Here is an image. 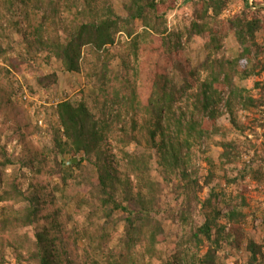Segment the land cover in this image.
I'll list each match as a JSON object with an SVG mask.
<instances>
[{
  "label": "trees",
  "instance_id": "1",
  "mask_svg": "<svg viewBox=\"0 0 264 264\" xmlns=\"http://www.w3.org/2000/svg\"><path fill=\"white\" fill-rule=\"evenodd\" d=\"M176 1L122 0V16L111 0H0V39L15 43H0L5 75L41 58L51 72L34 71L38 91L54 89L58 72L83 74L93 108L100 103L94 111L83 92L55 98L43 131L51 148L22 162L46 175L51 204L62 196L45 215V186L27 194L15 171L2 180L15 162L1 147L0 264H11L5 249L13 264H228L220 256L226 248L241 255L232 264H264V235L243 228L249 182L264 183V81L242 84L264 72V7L245 0L222 19L232 0L193 1L188 24L171 29ZM193 37L204 38L197 62L186 55ZM229 38L236 46L227 57ZM224 116L237 135L261 139L260 150L228 140L218 125ZM215 135L221 151L204 158V176L196 153L206 154L201 148ZM250 150L249 163L259 160L251 170L241 160ZM71 158L77 163L67 165ZM222 181L234 186V198ZM257 230L264 233V216Z\"/></svg>",
  "mask_w": 264,
  "mask_h": 264
},
{
  "label": "rangeland",
  "instance_id": "2",
  "mask_svg": "<svg viewBox=\"0 0 264 264\" xmlns=\"http://www.w3.org/2000/svg\"><path fill=\"white\" fill-rule=\"evenodd\" d=\"M122 0H111V3L117 12L118 15L124 16V11L121 9ZM198 0H177L175 8L169 13L167 17V24L169 28H183L185 27L192 14V2ZM247 1V0H246ZM99 2V1H98ZM256 6L264 7V0H255ZM244 2L241 0H232L229 7L221 15L222 19H227L237 13L243 6ZM252 5V4H251ZM254 8V7H253ZM255 9V8H254ZM263 16V15H262ZM11 30V29H10ZM6 36V33L0 31V37L3 38ZM1 40L0 43L3 47H6L7 44L15 45L14 42H9V40ZM7 41L9 43H7ZM259 41H264V34H259ZM223 51L227 57L232 55L231 51H228L230 48H235V43L232 38L226 39L224 41ZM204 38L203 37H193L188 44H185L186 55L190 56L194 62L201 60L204 56ZM25 44L22 45V48H26ZM8 65L0 63V149L2 146H6L7 156L11 158L15 163L12 166H9L5 172L2 173V180L4 182L10 178L11 174L16 173V178L21 185V188L28 194L32 191V188L44 187L41 191V195H48L51 188L48 186V180L44 173L36 174V170H31L30 167H25L22 165V162H28L29 158L32 156V152H42L44 148H51L50 136L43 134V131L48 130L50 120L47 115L49 108L56 103L55 98H65V99H74L76 94L83 92L86 97V103L94 111H97L100 103H96L97 108H93L94 102L91 98V87L86 85V80L83 74L75 73H63L58 72V82L54 89L50 91H38L36 87L35 74L34 71L40 69L43 73H50L51 69L44 67L41 63V58H35L32 67L30 69L22 72L21 74L16 73L14 69H11V75H5L6 70L9 67ZM263 80L264 81V72L259 76H252L247 78L242 82L243 86L249 88L251 84L255 81ZM29 88L35 90L34 94L29 92ZM90 97V98H89ZM47 116V117H46ZM46 120H49L46 122ZM218 125L224 129L228 130L227 139H232L237 141L241 147L248 144L255 143V149L260 150L262 147L261 139L255 141V137L248 135L239 136L233 130H230V124L227 120V117L224 116L218 121ZM251 125V122H250ZM259 134L262 133L260 129H257ZM220 140L218 135L213 136V138L201 148L202 150H207L206 154L196 153V158H198L197 166L200 168L201 174L206 176L208 166L205 161V157H211L215 153L220 152L221 149L215 146V143ZM254 150H250L249 153H244L242 155V163L248 164L249 161L253 158ZM51 157V156H50ZM258 159L254 163H249L250 170L256 169ZM215 166V165H214ZM239 170L243 171L244 165H239ZM40 168L46 169V165L40 164ZM215 174H222L220 165L216 163ZM237 171L230 172V178L235 176ZM204 179L201 180L203 182ZM217 177L211 182V184L206 187L202 194L200 195V200H204L210 188H214L217 183ZM223 182V181H222ZM249 193L246 196L247 207L244 209L246 214V222L243 224L244 232L252 234L251 231L257 232L255 237L258 239L264 235L257 230V225L260 222V218L264 216V183L257 186L255 181L249 182ZM224 193L227 195L228 200L234 198L237 191L233 185L228 184L226 186L223 182ZM217 191H221L217 188ZM43 196L46 205L44 206L43 215L49 211H53L56 207L62 205V196L60 193L57 195L58 201L54 204L50 203L51 198ZM71 207H69L70 209ZM224 212V211H223ZM254 215V218L252 217ZM78 220V219H77ZM197 223H201V218H196ZM225 221H222V225ZM172 227V226H171ZM255 230V231H254ZM3 244L5 245L10 239L7 235L1 237ZM7 252V260L13 264L15 254L5 249ZM220 256H228L230 259L227 261L228 264H232L234 259H237L239 256L238 252L226 248L224 251L220 252Z\"/></svg>",
  "mask_w": 264,
  "mask_h": 264
},
{
  "label": "water",
  "instance_id": "3",
  "mask_svg": "<svg viewBox=\"0 0 264 264\" xmlns=\"http://www.w3.org/2000/svg\"><path fill=\"white\" fill-rule=\"evenodd\" d=\"M76 163H77L76 158H71L69 161L66 162L67 165H72V164H76Z\"/></svg>",
  "mask_w": 264,
  "mask_h": 264
},
{
  "label": "crops",
  "instance_id": "4",
  "mask_svg": "<svg viewBox=\"0 0 264 264\" xmlns=\"http://www.w3.org/2000/svg\"><path fill=\"white\" fill-rule=\"evenodd\" d=\"M252 2V1H251ZM251 2L248 0V3L251 4ZM258 7V6H257ZM254 9V8H253Z\"/></svg>",
  "mask_w": 264,
  "mask_h": 264
},
{
  "label": "built area",
  "instance_id": "5",
  "mask_svg": "<svg viewBox=\"0 0 264 264\" xmlns=\"http://www.w3.org/2000/svg\"><path fill=\"white\" fill-rule=\"evenodd\" d=\"M250 2L252 1V0H249Z\"/></svg>",
  "mask_w": 264,
  "mask_h": 264
}]
</instances>
